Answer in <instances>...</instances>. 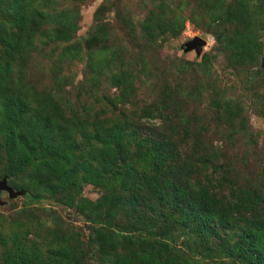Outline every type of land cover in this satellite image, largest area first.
<instances>
[{
    "label": "rangeland",
    "instance_id": "obj_1",
    "mask_svg": "<svg viewBox=\"0 0 264 264\" xmlns=\"http://www.w3.org/2000/svg\"><path fill=\"white\" fill-rule=\"evenodd\" d=\"M3 179L0 264H264V0H0Z\"/></svg>",
    "mask_w": 264,
    "mask_h": 264
},
{
    "label": "water",
    "instance_id": "obj_2",
    "mask_svg": "<svg viewBox=\"0 0 264 264\" xmlns=\"http://www.w3.org/2000/svg\"><path fill=\"white\" fill-rule=\"evenodd\" d=\"M200 44H202V41L201 40H194V41L190 42L187 45V47L189 49H192V48L197 49ZM0 191L6 192L8 198H14L18 194L16 192H13L11 190V188L9 186H7V184H6V182H5L4 179L3 180H0Z\"/></svg>",
    "mask_w": 264,
    "mask_h": 264
}]
</instances>
